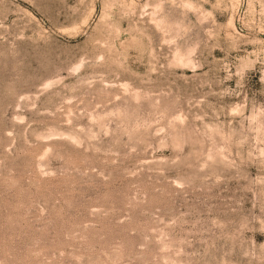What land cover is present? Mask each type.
<instances>
[{
  "label": "rangeland",
  "instance_id": "obj_1",
  "mask_svg": "<svg viewBox=\"0 0 264 264\" xmlns=\"http://www.w3.org/2000/svg\"><path fill=\"white\" fill-rule=\"evenodd\" d=\"M0 264H264V0H0Z\"/></svg>",
  "mask_w": 264,
  "mask_h": 264
}]
</instances>
